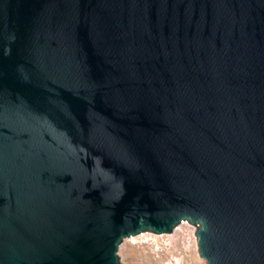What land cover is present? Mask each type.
Returning a JSON list of instances; mask_svg holds the SVG:
<instances>
[{
	"label": "water",
	"instance_id": "obj_1",
	"mask_svg": "<svg viewBox=\"0 0 264 264\" xmlns=\"http://www.w3.org/2000/svg\"><path fill=\"white\" fill-rule=\"evenodd\" d=\"M185 221L264 264V0H0V264Z\"/></svg>",
	"mask_w": 264,
	"mask_h": 264
},
{
	"label": "rangeland",
	"instance_id": "obj_2",
	"mask_svg": "<svg viewBox=\"0 0 264 264\" xmlns=\"http://www.w3.org/2000/svg\"><path fill=\"white\" fill-rule=\"evenodd\" d=\"M195 228L185 221L176 226L177 233L148 231L126 237L118 254L123 264H206L198 252Z\"/></svg>",
	"mask_w": 264,
	"mask_h": 264
},
{
	"label": "bare ground",
	"instance_id": "obj_3",
	"mask_svg": "<svg viewBox=\"0 0 264 264\" xmlns=\"http://www.w3.org/2000/svg\"><path fill=\"white\" fill-rule=\"evenodd\" d=\"M177 230V229H176ZM175 230V232L177 233V231ZM196 245V244H195ZM195 245H194V247H195ZM201 264H205L204 262H202Z\"/></svg>",
	"mask_w": 264,
	"mask_h": 264
}]
</instances>
